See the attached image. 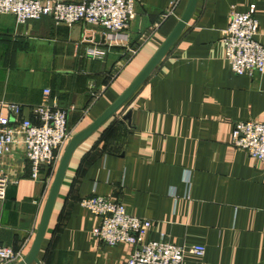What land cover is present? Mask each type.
Here are the masks:
<instances>
[{
  "label": "crops",
  "instance_id": "crops-1",
  "mask_svg": "<svg viewBox=\"0 0 264 264\" xmlns=\"http://www.w3.org/2000/svg\"><path fill=\"white\" fill-rule=\"evenodd\" d=\"M172 1L136 0L134 18L117 33L58 25L50 16L19 24L13 15H0V117L32 119L49 89V102L69 110L73 136L87 128L173 31L189 0H178L169 14ZM252 5L256 38L264 45V0H198L157 69L117 116L77 147L39 264L127 263L133 246H110L93 235L100 219L80 202L95 195L150 220L147 241L164 237L205 247L203 257L188 253L183 264H264V165L234 146L237 123H264V74L235 75L223 45L232 10L245 13ZM93 48L107 53L93 58L87 54ZM9 104L19 105L21 114ZM3 169L10 184L0 201V241L24 259L52 183L45 171L31 179L22 144L4 158Z\"/></svg>",
  "mask_w": 264,
  "mask_h": 264
},
{
  "label": "built area",
  "instance_id": "built-area-1",
  "mask_svg": "<svg viewBox=\"0 0 264 264\" xmlns=\"http://www.w3.org/2000/svg\"><path fill=\"white\" fill-rule=\"evenodd\" d=\"M178 0H173L169 14H173ZM136 0H82L68 3L63 0H0V15H13L19 24L43 17H53L58 25L72 26L84 23L100 27L107 32H121L135 16ZM256 6L248 12L232 10L228 27L223 32L225 59L237 76L264 74V45L257 40L259 21ZM87 40V39H86ZM135 53L134 50H131ZM107 51L93 48L87 54L102 58ZM50 90L44 91L43 103L32 109V119L12 122L0 117V201L7 197L10 184L3 169L4 158L11 154L17 144H22L30 166V177L39 180L43 171L52 183L67 144L73 137L68 125L69 110L49 102ZM15 115L22 108L9 104ZM234 146L245 151L255 161L264 165V123L258 121L239 122L235 126ZM81 206L100 219L93 235L110 246L128 244L134 250L126 264H183L190 253L203 257L206 249L202 245H177L161 237L147 241L152 228L148 219L133 216L126 207L113 199L95 195L82 199ZM23 257L0 241V264H18Z\"/></svg>",
  "mask_w": 264,
  "mask_h": 264
},
{
  "label": "water",
  "instance_id": "water-1",
  "mask_svg": "<svg viewBox=\"0 0 264 264\" xmlns=\"http://www.w3.org/2000/svg\"><path fill=\"white\" fill-rule=\"evenodd\" d=\"M198 0H189L186 6V9L178 21L177 25L170 33V35L166 38L163 45L156 52V54L152 57V59L148 62V64L144 67V69L140 72V74L136 77V79L129 85V87L124 91V93L97 119H95L91 125L82 131L78 132L74 135L69 143L66 146V149L63 153L61 162L57 169L56 175L52 182L49 194L47 196L42 217L39 223V227L35 236V240L33 246L31 248L30 253L21 260L18 264H39L40 261L38 259V255L43 244V240L45 234L47 232L50 219L53 213V209L63 183L66 171L68 169V165L70 159L77 149V147L88 139L93 133H95L100 127H102L106 122H108L111 118L117 116L120 110L128 103V101L135 95V93L141 88V86L147 81V79L151 76V74L157 69L161 61L166 57L168 52L174 46V44L179 39L180 35L186 28L187 24L191 20L195 8L197 6ZM96 42L101 40L100 36L97 35L95 37ZM131 113H127L124 116V120L130 122Z\"/></svg>",
  "mask_w": 264,
  "mask_h": 264
}]
</instances>
